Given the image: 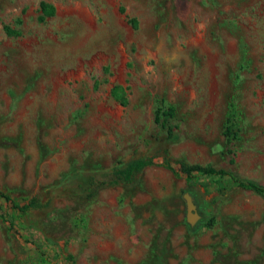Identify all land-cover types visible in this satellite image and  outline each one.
<instances>
[{"label":"rangeland","instance_id":"obj_1","mask_svg":"<svg viewBox=\"0 0 264 264\" xmlns=\"http://www.w3.org/2000/svg\"><path fill=\"white\" fill-rule=\"evenodd\" d=\"M230 99L236 171L264 184V0H0V189L54 197L13 223L0 198V264H264V198L227 176L188 187L153 165L93 198L55 189L74 166L103 179L163 144L161 100L176 108L171 154L225 166Z\"/></svg>","mask_w":264,"mask_h":264},{"label":"trees","instance_id":"obj_2","mask_svg":"<svg viewBox=\"0 0 264 264\" xmlns=\"http://www.w3.org/2000/svg\"><path fill=\"white\" fill-rule=\"evenodd\" d=\"M41 7L44 8L48 14L52 15L53 7L45 2H41ZM132 25L135 26V20L130 19ZM8 34L16 32L6 28ZM113 97L121 104L126 103V98L120 86H115L112 90ZM176 116V108L171 104H165L161 100L155 108L154 120L164 132L163 144L156 139V145L147 154L132 155L126 159L116 160L109 168V175L107 178H97L93 172H85L82 169L74 166L62 178L60 183H57L55 189L61 191V187H67L68 180L75 181V189H65L70 195L76 197L84 196L85 198H93L97 191L107 186L115 185H132L139 180L140 175L146 167L159 165L160 167L170 171L171 173L180 172L185 175L186 185L188 187L196 185L193 181L194 177L200 176H218L229 177L235 185L240 188L252 191L264 198V184L253 179L245 178L239 175L236 171V153L231 146L235 140L240 136V111L233 99H230L227 104L225 118L223 121L222 135L227 144V164L225 166L217 167L212 164H202L198 162H189L184 157H175L171 154L168 144L175 142L179 138V126L173 122ZM0 198H3L10 204L11 212L5 213L10 218L11 223L16 216L25 215L30 212H43L52 207L54 197L48 196L42 198L39 195H32L18 200L11 196L10 191L0 189ZM2 207L0 206V209ZM213 220H211L212 222ZM210 224V223H209ZM72 259V256H67ZM75 264V263H72Z\"/></svg>","mask_w":264,"mask_h":264},{"label":"water","instance_id":"obj_3","mask_svg":"<svg viewBox=\"0 0 264 264\" xmlns=\"http://www.w3.org/2000/svg\"><path fill=\"white\" fill-rule=\"evenodd\" d=\"M183 198L185 199L186 204V222L193 227L198 220H200L201 215L198 213L196 205L193 201V197L189 192H185L183 194Z\"/></svg>","mask_w":264,"mask_h":264}]
</instances>
